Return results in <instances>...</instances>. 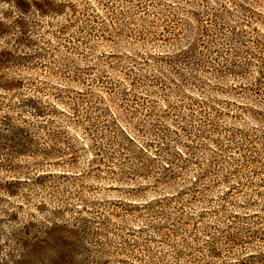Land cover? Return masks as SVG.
Returning <instances> with one entry per match:
<instances>
[{
  "label": "trees",
  "instance_id": "1",
  "mask_svg": "<svg viewBox=\"0 0 264 264\" xmlns=\"http://www.w3.org/2000/svg\"><path fill=\"white\" fill-rule=\"evenodd\" d=\"M74 1L0 0L12 11L18 12L11 25L6 26L0 21V36H12L15 44L13 49H0V91L8 93L0 95L7 98L6 95L10 94L18 99V102L12 99L10 103H0V112L5 106L10 107L0 119V170H16V161L23 158L49 160L64 156L78 157V149L67 135L70 128H78L91 141L90 148L86 149L91 154V162L106 167L109 178L115 182L139 184L134 189L141 199L135 218L145 222V225L139 227L138 233L149 232L154 235L153 240L163 239L160 241L166 242L176 234L177 226L185 228L192 225L189 229L191 241L177 245L172 264H216L213 261L223 254L221 245L246 248L254 243L264 244V225L256 230L233 229L227 225L224 231H218L215 225L206 226L202 231L197 227L207 215L227 213L230 192L237 188L227 187L233 174L228 172L223 175L217 159L219 155L214 152L215 158L207 161H202L197 155L204 149L205 141L212 145L218 143L212 139V133L217 131L212 125L213 119L231 118L227 111L228 102L215 98L207 100L204 96L194 98L188 94L196 92L204 95L205 89L212 88L215 81L220 87H213L215 93L244 96L251 101V98H256L264 106V54L259 59L262 69L259 67V71H253L251 67L257 65H254L252 56L255 58L256 55L247 45L249 42L264 53V39L251 40L245 30V27L255 23V18L264 24V0H125L126 9L120 12L110 7L109 1L104 3L97 0L96 8L82 5V0ZM31 14L39 18L29 21L27 16ZM158 15L161 17L156 21L151 20ZM232 17L241 22L230 24ZM59 18L64 19L63 23L47 21ZM45 21L50 26L47 41H43V33L40 35ZM35 35L39 36L38 39L34 38ZM53 43L55 48L51 52L52 48L49 50L45 45L54 46ZM124 43L137 45L141 49L150 47L161 50L148 55L139 53V61L129 57L127 61L135 62L134 65L118 62L109 65V68L133 78L131 86L134 90L147 88L162 100L166 97L167 103V110L161 108L160 112L154 106L130 108L132 111L126 112L125 116L132 122L126 125L121 123L125 116L119 117L114 109L106 106L104 97L100 98V102L94 101V85H106L104 90L107 93H113L117 88L106 81L107 70H98L99 60L92 63L88 59L92 54L85 55L79 51L81 46L92 51L99 44L120 48ZM59 46L65 48L69 56L77 55L75 58L84 62V66L78 65L76 59L58 58ZM107 58L116 62L121 57L111 55ZM100 61L108 64L105 60ZM148 66L151 68L145 69ZM23 67L47 71L53 78L69 82L79 90L55 88L57 92L52 93L50 89L27 83L15 75L16 69ZM253 76L254 82L249 80ZM229 81L232 85L226 88ZM28 90L30 94H27ZM178 93L182 94L185 102L172 109L167 98ZM130 95L127 89L122 90L121 105L122 102H129ZM133 97L134 101L138 100L137 96ZM102 104L105 106L102 107ZM139 104L136 102V105ZM241 109L259 113L254 108L241 106ZM168 110L173 115L177 111H186L199 125L185 128L176 125V121L162 123L161 120L169 116ZM260 111L264 113V108ZM13 112L19 113L18 116L14 117ZM176 116L179 118L180 115ZM135 119L138 120L137 125L133 123ZM17 121L22 124L17 125ZM35 131L42 133L43 138L36 136ZM181 136L187 137V143H181ZM113 140L117 141L123 152H111L109 145L113 144ZM113 153L121 156L122 161L117 158L121 167L110 165L116 159ZM190 171L194 173L187 178ZM18 183L7 182L0 184V188L14 194ZM223 186L228 189L224 196L215 200L207 198V193ZM146 193L154 196L149 198L143 195ZM215 203H219V206L212 211ZM197 204L201 210L186 216L184 210ZM232 217L230 215V219ZM87 230L90 228L87 227ZM48 232L46 234L51 240L28 241V249L37 254L55 252L64 257L69 254L71 261L48 258L40 264H79L73 255L83 256L90 251V233L85 230L81 232L79 228L68 229L56 225ZM200 241L204 243L202 247L207 250L210 261L197 258L192 253L199 252ZM256 257L259 263H264V259H261L264 253ZM164 258L167 259L162 257L149 264H168ZM247 260L245 258L243 264Z\"/></svg>",
  "mask_w": 264,
  "mask_h": 264
},
{
  "label": "rangeland",
  "instance_id": "2",
  "mask_svg": "<svg viewBox=\"0 0 264 264\" xmlns=\"http://www.w3.org/2000/svg\"><path fill=\"white\" fill-rule=\"evenodd\" d=\"M64 1L75 3L74 0H56L58 3ZM101 1L104 3L109 1L110 7H114L113 9L117 12L125 10L127 6L125 0ZM81 3L84 6L96 8L97 0H82ZM17 16L18 12L16 10L12 11L7 4L0 3V21L2 23L4 22L6 26L11 25ZM158 16H153L151 20L156 21L161 17ZM183 17L186 18L185 16ZM27 18H29V21H34L39 17L31 14ZM255 19V23L245 27V30L251 40L254 38L262 40L264 39V24H261L257 18ZM47 21L56 24L57 22L63 23L64 19H47ZM47 21H45L44 30L40 31V35L43 33L45 36L43 41H47L50 38L48 36L50 26ZM240 22L241 20H237L235 17L229 20L230 24L235 25ZM38 37V35L34 36L36 39ZM13 39L12 36H0V49H13V46H15ZM53 45H45V47H49V50L52 48L50 51L53 52L55 43ZM247 45L252 47V52L256 55L255 58L252 56V61L257 66L251 67V69L259 71V67L262 69L259 59L263 57L264 53L261 49L253 47L249 42ZM114 47L99 44L92 51L83 46L80 47L79 51L81 53L85 55L92 54V56L88 57L92 63H97L99 60L98 70H107L106 81L115 84L117 88L115 92L107 93L104 90L106 85H104L105 87L102 84L94 85L92 90L94 101L100 102V98L104 97L106 100L104 104L114 109L113 111L119 117L127 115L128 111H132L133 108L142 109L143 107L140 105L154 106L157 112H160L161 108L167 110L166 97L162 100L155 95L156 93L148 91L147 88H142L139 91L134 90L135 88L131 86V79L133 78H127L124 73L118 74L109 68V65L112 66L118 62H122V64L126 62L130 66L134 65L135 62L127 61L129 57L132 60L136 58L139 61L138 57L141 53L147 55L155 54L161 49L150 47L141 49L137 45L132 46V44L128 43L121 44L120 48ZM58 49L57 57L60 59L67 57L71 59L77 58V55L74 54L69 56L65 48L59 46ZM20 51L22 52L23 50ZM111 55L121 58L113 62L107 58ZM100 60H105L108 64ZM75 61L81 67L85 64L77 59ZM49 67L51 66L49 65ZM149 68L151 67H145V69ZM15 75L26 80L27 83L50 89L52 93L57 92L55 88L64 90L76 88L69 82H62L57 78H53L54 76H50L44 70L34 68L27 70L26 67H23L16 69ZM254 77L249 80L254 82ZM212 84L213 87L216 85L220 88L217 82L214 81ZM231 85L232 82L229 81L226 88ZM213 87L206 88L203 92L204 95L196 92H188V94L194 98H202L204 96V99L207 100L215 98L219 101L228 102L227 111H229L231 118L213 119L214 124L212 125L216 127L217 131L212 133L214 136L212 139L218 143L212 145V143L205 141L204 149L197 152V155L200 156L202 161L214 159V152L219 155L217 159L223 170V175L224 173L228 174V172L233 174L230 176L228 184H226L227 187H234L237 190L232 191L233 193L230 192V204L228 203L227 213L207 215L198 223L197 227L200 231L205 229L206 226L212 225L219 228L218 231H224L227 225L232 226L233 229L246 230L249 228V230H256L264 225V113L260 111L264 106L259 102V99L255 100L256 98H251V101L244 96L242 98V96L215 93L216 91ZM76 89L79 90L78 88ZM123 89H127L131 93L130 97H127L132 101L129 99V102H122L121 105L120 93ZM28 93L30 94L31 92L28 90ZM0 94L5 95L8 93L0 91ZM133 95L137 96V101H134ZM6 97L4 98L0 95V103H10L12 99L13 102H18V99L13 95L9 94ZM184 99L181 93L176 96H168L167 98L172 109L174 106H181L185 102L183 101ZM136 102L140 104L136 105ZM104 104H102V107L105 106ZM241 106L246 109L254 108L259 113L244 112ZM9 108L5 106L4 110L0 112V119L7 114ZM141 112H144V110H141ZM168 112L170 111L168 110ZM13 114L16 117L19 113L13 112ZM168 114L169 116L166 119L161 120L162 123L171 124L172 121H176V125L185 128H194L199 125L188 116L189 114L187 115L186 111H183V113L177 111L176 114L180 115L179 118L176 114L173 115V112ZM140 116L143 118L142 115ZM123 118L121 123H125V125L132 122L129 117L125 116ZM133 123L137 125L138 120H133ZM16 124L21 125L22 123L17 121ZM75 129L70 128V132H67V135L72 145L78 149V157L64 156L49 160L23 158L16 161V170H0V184L19 182L16 184L17 188L14 194L4 188H0V264H40L48 258L64 259L66 262L71 261V255L69 254H65V257L55 252L37 254L28 249L29 246H26L28 241L34 243L38 240L47 242L51 240L46 233H49V229L56 225L64 226L68 229L79 228L81 232L85 230L90 233L88 236L90 251L83 254V256L73 255L79 264H149L157 262L162 257L167 258H164L166 263L172 264V255L177 245L181 244V242L183 243V241L188 243L191 241L189 229H191L190 226L192 225H188L185 228L177 226L175 228L176 234L172 235L171 239L166 242L160 241L163 239L153 240L154 235L149 232L146 234L138 233L139 227H144L145 225V222L135 218L138 216L136 211L137 204L141 202V199L134 189L139 184H125L111 180L106 167L96 165L90 161L91 154L86 149L90 148L91 141L83 130ZM34 133H37L35 135L42 138L44 136L36 131ZM113 141V144L109 145L111 152H123L118 147L117 141ZM181 143H187V137L181 136ZM113 154L116 159H113L114 163L110 165L114 168L121 167L122 164L117 159L119 158L122 161L121 156ZM193 173L194 171H190L187 178H190ZM227 187L217 188L212 193H207L206 196L209 199H218L225 195L224 192L228 190L226 189ZM153 196L148 195L149 198ZM218 202L220 203V201ZM223 202L221 201V203ZM219 203L214 204L212 211L217 210ZM200 210L201 207L197 204L192 206V208L187 207L184 213L189 216V214L197 213ZM227 215L229 216L228 218ZM230 215L233 216L231 219ZM234 216H237V218H234ZM87 227L90 230H87ZM216 231L215 229L214 232L216 233ZM241 232L244 233L243 231ZM201 237L203 236L201 235ZM203 244L200 241L201 248H199V252L193 251L192 253L197 258L210 261L207 250L202 247L204 246ZM221 247H223V254L220 258L213 261L216 264H243L245 258L248 260L244 264H264L259 263V259L256 257L264 253V244L262 243H254L246 248H228L227 245H221ZM252 255L253 257H251Z\"/></svg>",
  "mask_w": 264,
  "mask_h": 264
}]
</instances>
